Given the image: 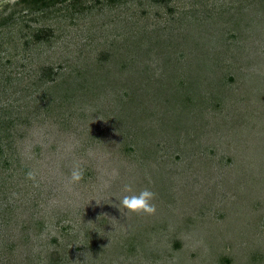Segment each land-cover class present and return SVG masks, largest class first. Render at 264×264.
Returning <instances> with one entry per match:
<instances>
[{
	"label": "rangeland",
	"instance_id": "1",
	"mask_svg": "<svg viewBox=\"0 0 264 264\" xmlns=\"http://www.w3.org/2000/svg\"><path fill=\"white\" fill-rule=\"evenodd\" d=\"M0 264H264V0H0Z\"/></svg>",
	"mask_w": 264,
	"mask_h": 264
},
{
	"label": "clouds",
	"instance_id": "2",
	"mask_svg": "<svg viewBox=\"0 0 264 264\" xmlns=\"http://www.w3.org/2000/svg\"><path fill=\"white\" fill-rule=\"evenodd\" d=\"M27 177L33 182L36 181V172L28 171ZM85 176V169L83 166L77 164L71 169L69 176V184H77L83 180ZM124 194L119 199V205L131 213L154 214L157 210L155 199L157 193L150 187H144L139 191H133L132 185L126 183L123 186Z\"/></svg>",
	"mask_w": 264,
	"mask_h": 264
},
{
	"label": "trees",
	"instance_id": "3",
	"mask_svg": "<svg viewBox=\"0 0 264 264\" xmlns=\"http://www.w3.org/2000/svg\"><path fill=\"white\" fill-rule=\"evenodd\" d=\"M33 10H41L47 7H52L54 5L60 4L64 0H21Z\"/></svg>",
	"mask_w": 264,
	"mask_h": 264
}]
</instances>
